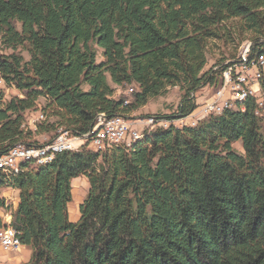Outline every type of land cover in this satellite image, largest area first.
Returning <instances> with one entry per match:
<instances>
[{
  "label": "trees",
  "instance_id": "1",
  "mask_svg": "<svg viewBox=\"0 0 264 264\" xmlns=\"http://www.w3.org/2000/svg\"><path fill=\"white\" fill-rule=\"evenodd\" d=\"M235 38L264 55V0H0V78L18 92L0 87V155L38 145L33 134L88 131L98 115L126 119L169 87L178 115L154 116L185 117L196 91L219 86L225 60L206 68L210 42ZM39 98L54 120L25 131ZM237 106L0 174V191L18 194L9 225L30 248L22 264H264V115L254 99ZM78 176L88 189L72 222Z\"/></svg>",
  "mask_w": 264,
  "mask_h": 264
},
{
  "label": "built area",
  "instance_id": "2",
  "mask_svg": "<svg viewBox=\"0 0 264 264\" xmlns=\"http://www.w3.org/2000/svg\"><path fill=\"white\" fill-rule=\"evenodd\" d=\"M251 44H246L244 53L241 57H246V64L236 65V58L225 63L220 73L219 86L211 91V95L205 100L197 104L195 109L185 117H179L175 121H167V119L156 118L154 115L145 118H137L135 120L125 119L118 120L117 117H108L98 115L94 118L93 127L98 128V136L95 140L87 139V132H77L72 130H55L53 135L41 144H16L10 147L3 155H0V167L18 166L22 161H12V154L26 152L34 147H42L45 149V157L42 161H53L57 155V147L60 145L77 144L81 148H87L91 151H104L113 146V139L124 141L126 138H132L145 128H152L162 125H175V127H183L184 124L193 123L204 118L208 112L212 110H222L233 108L235 99L239 96L250 95V99H254L256 104L255 113L259 116L264 115V96L261 91L260 82L264 78V57L250 56ZM3 83L0 78V85ZM131 90H129L130 92ZM32 122H38V119H32ZM88 141H97V148H88ZM46 146H56V154H47ZM1 218L5 222V226L0 228V248L4 252L18 251L21 248V242L16 231L11 227L10 221L12 212L0 213Z\"/></svg>",
  "mask_w": 264,
  "mask_h": 264
},
{
  "label": "rangeland",
  "instance_id": "3",
  "mask_svg": "<svg viewBox=\"0 0 264 264\" xmlns=\"http://www.w3.org/2000/svg\"><path fill=\"white\" fill-rule=\"evenodd\" d=\"M242 40L239 38H235L232 42H225L223 40H215L210 42L208 49H207V66L206 68H209L219 60L220 58H224L225 62H228L231 57L235 56L234 58H237V56L240 53L241 47L243 44H241ZM240 48V49H239ZM9 50H3L0 49V54H6L9 53ZM16 53L21 54V56L27 60L28 55L26 51L22 48H18L16 50ZM1 90L4 94V98H11L18 94L16 90L13 88L4 87L2 84L0 85ZM210 88L208 87H202L198 91L195 92V99L196 104L202 103L206 97H209L211 95ZM129 91L123 88H117L116 96L118 95H124L128 96ZM180 97V91L177 87H169L167 90H165L160 95L153 97L148 100V102L130 113L126 115V118L135 120L137 118H145L149 115H160V116H173L177 112V105L179 102ZM45 101L43 98H39L36 102V105L34 108L24 112L23 118H24V125H25V131L31 130L29 128H33L34 124H38V122H41L45 120L46 122H52L54 120V114H52L50 109H44ZM174 113V114H173ZM173 114V115H172ZM32 119H38V122H32ZM29 126V127H27ZM152 128H146L144 130H150ZM143 130V131H144ZM52 134L50 133H41V134H33L31 138H29L30 142H38V144L43 143L46 139H48ZM233 147L236 151L242 152L241 143L238 141L233 144ZM71 201L68 203V217L71 221L75 222L77 221L78 217V208L80 203L85 198L87 189H88V181L84 176H78L71 180ZM9 190L10 189H5ZM5 190H1L0 194L2 195V192ZM13 190V189H12ZM14 192L13 197L17 198V190H13ZM6 206L7 209L0 210V213L2 211L9 213L14 210V205L12 203L11 199L6 200ZM30 248L27 246H21L20 250L18 251H10V252H4L0 248V264H10L11 262H17L16 264H22L26 262L29 259L30 254Z\"/></svg>",
  "mask_w": 264,
  "mask_h": 264
},
{
  "label": "bare ground",
  "instance_id": "4",
  "mask_svg": "<svg viewBox=\"0 0 264 264\" xmlns=\"http://www.w3.org/2000/svg\"><path fill=\"white\" fill-rule=\"evenodd\" d=\"M246 44H250V42L243 43L241 50H240V53L236 58V65L246 64V57H241V56H243L244 47ZM260 56L264 57V55H260ZM248 98H250V95L239 96V99H235V106L241 104L243 101H245ZM221 112H222V110H212V111L208 112L206 116L220 114ZM177 115H178V111L176 112V114H174V116H177ZM115 117H117L118 120H125V118H122L119 116H115ZM126 119H128V118H126ZM177 119H179V117H174L171 120L167 119V121H175ZM197 122L198 121H194L193 123L184 124L183 126H194L197 124ZM167 126H169V125H162V126H156V127L166 128ZM173 126H175V125H173ZM92 127H93V125L89 129L90 132H87V139L88 140H95L96 137L98 136V128H92ZM152 128H154V127H152ZM62 129L63 128H58L57 130H62ZM64 130H66V129H64ZM142 132L138 133L137 135H135L132 138H126V139H124V141H122L120 139H113V145L123 144L125 146H130L131 144H133L135 141H137L140 138ZM80 148L81 147L78 146L77 144L60 145L57 147V154L63 153L65 151H76V150H79ZM88 148H97V141H88ZM46 153L47 154H56V146H46ZM44 157H45V149H42V147H34V148H31L30 150H28L26 152H19V153L12 154V161H22V162H29V163L34 164V165H43V164H47L48 162H50V161H42V158H44ZM15 168H17V166L0 167V174H7Z\"/></svg>",
  "mask_w": 264,
  "mask_h": 264
},
{
  "label": "crops",
  "instance_id": "5",
  "mask_svg": "<svg viewBox=\"0 0 264 264\" xmlns=\"http://www.w3.org/2000/svg\"><path fill=\"white\" fill-rule=\"evenodd\" d=\"M177 107H178V105H177ZM177 111H178V109H177ZM14 190V189H13ZM12 189H10V191L9 190H5V191H3L2 192V195L4 196V197H6V200L8 201V199H11L12 200V203H13V205H14V209H15V207H16V205H17V201H18V194H17V198H14L13 197V191ZM77 218H79V212H78V217ZM70 220V219H69ZM78 220V219H77ZM71 221V220H70ZM73 222V221H72ZM28 254H30V252L28 253ZM17 262H11L10 264H16Z\"/></svg>",
  "mask_w": 264,
  "mask_h": 264
}]
</instances>
